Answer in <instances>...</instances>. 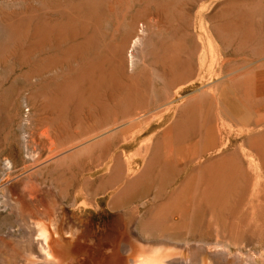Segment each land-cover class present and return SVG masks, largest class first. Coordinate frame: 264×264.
<instances>
[{
    "label": "rangeland",
    "instance_id": "rangeland-1",
    "mask_svg": "<svg viewBox=\"0 0 264 264\" xmlns=\"http://www.w3.org/2000/svg\"><path fill=\"white\" fill-rule=\"evenodd\" d=\"M20 201L62 264H264V0H0L4 247Z\"/></svg>",
    "mask_w": 264,
    "mask_h": 264
},
{
    "label": "bare ground",
    "instance_id": "bare-ground-1",
    "mask_svg": "<svg viewBox=\"0 0 264 264\" xmlns=\"http://www.w3.org/2000/svg\"><path fill=\"white\" fill-rule=\"evenodd\" d=\"M4 16V15H3ZM4 19H2L3 21ZM3 23V22H2ZM145 27V26H144ZM2 30V29H1ZM150 30V29H149ZM145 32V31H144ZM145 34V33H143ZM147 36V34H145ZM144 35V36H145ZM145 36V37H146ZM140 39V38H138ZM147 40V39H146ZM137 41V40H136ZM141 41V40H139ZM138 41V42H139ZM137 44V43H136ZM141 43H139V46H140ZM136 46V45H134ZM133 46V47H134ZM138 46V45H137ZM138 46V47H139ZM131 60V59H130ZM134 61V60H133ZM133 64V63H132ZM133 67V66H132ZM239 76V75H238ZM60 84V83H59ZM212 85V84H211ZM210 85V86H211ZM56 97V96H55ZM60 97V96H59ZM60 99V98H59ZM67 99V98H66ZM73 99V97H72ZM42 109V108H41ZM145 113V112H143ZM40 114V113H39ZM152 114V113H151ZM34 115V114H33ZM41 116V115H39ZM35 117V116H33ZM47 118V117H46ZM142 118V117H140ZM146 118V117H145ZM39 119V117H38ZM41 119V118H40ZM50 119V117H49ZM37 120V119H36ZM47 120V119H46ZM139 120V119H138ZM137 120V121H138ZM35 121V120H34ZM49 121V120H48ZM53 122V121H52ZM39 125V124H38ZM61 126V125H60ZM41 129V127H39ZM64 130V129H63ZM44 131V130H43ZM57 132V131H56ZM67 134V133H66ZM104 134V133H103ZM34 135V134H33ZM32 135V136H33ZM46 135V134H45ZM55 135V134H54ZM109 135V134H108ZM59 136V135H58ZM97 136V135H96ZM103 136V135H102ZM101 136V137H102ZM26 137V136H25ZM46 137V136H45ZM44 137V138H45ZM92 137V136H91ZM100 137V138H101ZM51 138V137H50ZM56 138V137H54ZM25 139V138H24ZM36 139V137H35ZM41 139V138H40ZM48 140V139H47ZM49 140H52V139H49ZM61 140V138H60ZM97 140V138H94L93 141ZM27 141V140H26ZM84 141L82 142L81 144H77L76 146L74 147H70V149L68 148V150H65V152H63L62 154L65 155H73L74 153H77L79 152L80 150H82L80 148V146H83V144H88L90 143L91 141ZM41 143V142H40ZM47 143V142H46ZM145 144V143H144ZM30 145V144H29ZM45 146V145H44ZM87 146V145H86ZM85 146V147H86ZM52 147V146H51ZM55 147V146H54ZM53 148V147H52ZM67 149V148H66ZM50 151V150H49ZM61 154V153H60ZM57 155V153H56ZM27 156V155H26ZM38 156V155H37ZM52 157V156H51ZM38 158V157H37ZM46 158H50V157H46ZM52 159V158H51ZM56 160V159H55ZM44 162V161H43ZM26 164V163H25ZM39 164V163H38ZM82 166V165H81ZM9 167V166H8ZM29 167V166H28ZM38 169V168H37ZM52 172V171H51ZM28 175V174H27ZM34 175V174H33ZM38 181V180H37ZM61 183V182H60ZM32 185V184H31ZM40 186V185H39ZM32 200V199H31ZM21 202V201H20ZM47 203V202H46ZM88 203V202H87ZM18 214L22 217V220H23V223L26 224L29 228L31 226H33L31 232H28V238L23 240H18L13 243H10L8 245H6L4 247V244H0V264H28V261L29 262H34L35 259L37 258V256H35V253L38 254V256H40V258H42L41 262L38 263V261L34 264H62V261L59 260L60 257H58V254H57V257L56 259L54 258V255L52 254V249L53 246L51 247L50 246V243H49V235H48V231H47V228L45 225V222L43 223L44 220L40 219L39 218V215L38 213L30 206H27L25 203H22L21 202V205H18ZM43 208V206H42ZM41 208V209H42ZM45 210H49L47 207L45 208ZM50 229V228H49ZM30 230V229H29ZM133 234V233H132ZM141 240V239H140ZM168 240V239H167ZM170 240V239H169ZM170 243V242H169ZM172 244V243H171ZM183 245V244H182ZM172 246V245H171ZM149 248V247H148ZM157 248V247H155ZM166 248V247H165ZM172 248V247H171ZM163 249V248H162ZM167 249V248H166ZM173 249V248H172ZM145 250V249H144ZM158 250V249H157ZM175 251H178L176 249H173ZM156 251V250H155ZM160 251V250H159ZM159 251L157 252H154V253H151L149 252V254H147L146 256L144 255H141V257H139V261L136 262V264H183V260L182 259H175V260H172L168 263H163V260L165 258H168L172 255L171 252H173L172 250H170L169 248V251L170 252H167V254H164V255H161L160 253H158ZM175 251L173 252L175 254ZM143 252V251H142ZM145 253V252H144ZM147 253V252H146ZM179 253V251H178ZM198 254V253H197ZM193 255V254H192ZM200 257H195V260L193 262H190L189 264H205V261H204V258L200 255H198ZM38 259V258H37ZM179 261V263L177 261ZM168 260H166L167 262ZM185 261V260H184ZM187 261V260H186ZM188 262V261H187ZM30 263V264H32ZM185 264V262H184Z\"/></svg>",
    "mask_w": 264,
    "mask_h": 264
}]
</instances>
